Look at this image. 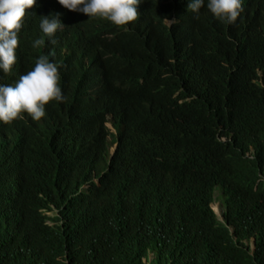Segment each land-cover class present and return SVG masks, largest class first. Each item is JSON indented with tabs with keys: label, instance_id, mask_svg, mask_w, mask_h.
Listing matches in <instances>:
<instances>
[{
	"label": "trees",
	"instance_id": "16d2710c",
	"mask_svg": "<svg viewBox=\"0 0 264 264\" xmlns=\"http://www.w3.org/2000/svg\"><path fill=\"white\" fill-rule=\"evenodd\" d=\"M188 2L141 0L124 27L27 10L0 81L48 55L65 99L0 122V264H264V0L234 25Z\"/></svg>",
	"mask_w": 264,
	"mask_h": 264
},
{
	"label": "clouds",
	"instance_id": "9594fccd",
	"mask_svg": "<svg viewBox=\"0 0 264 264\" xmlns=\"http://www.w3.org/2000/svg\"><path fill=\"white\" fill-rule=\"evenodd\" d=\"M58 3L65 9L83 13L88 18H99L117 27H124L139 18L137 6L141 0H58ZM35 5L36 0H0L1 75L10 74L17 63L18 34L24 26L27 10ZM203 5L204 0H190L188 9L198 13ZM207 8L214 17L226 22L227 25L236 24L243 11L242 0H208ZM63 27L59 13L51 19L49 16L43 17L40 23L43 34L52 44L56 43L53 37ZM44 44V39H37L33 47L39 48ZM60 79L58 65L50 62L48 55H40L34 68L21 75L14 85L10 84L13 80L0 81V122L11 124L15 120L23 119L25 113L34 121L41 120L45 116L46 105L53 101L63 102L65 99L60 87ZM107 126L113 130L111 123H107ZM115 150L116 146L112 150V155ZM95 182L97 183V180ZM47 214L53 215V213Z\"/></svg>",
	"mask_w": 264,
	"mask_h": 264
},
{
	"label": "rangeland",
	"instance_id": "374dc122",
	"mask_svg": "<svg viewBox=\"0 0 264 264\" xmlns=\"http://www.w3.org/2000/svg\"><path fill=\"white\" fill-rule=\"evenodd\" d=\"M215 198H216V201L213 202L212 207H213V209H215L219 218L223 219V217H222L223 213H222L221 191L219 189L215 193Z\"/></svg>",
	"mask_w": 264,
	"mask_h": 264
}]
</instances>
